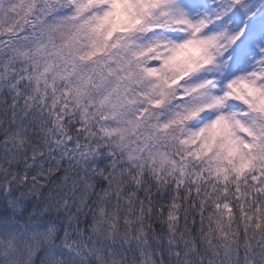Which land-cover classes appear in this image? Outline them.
I'll list each match as a JSON object with an SVG mask.
<instances>
[{
    "label": "snow or ice",
    "instance_id": "1",
    "mask_svg": "<svg viewBox=\"0 0 264 264\" xmlns=\"http://www.w3.org/2000/svg\"><path fill=\"white\" fill-rule=\"evenodd\" d=\"M78 3L77 13L93 5L102 11L65 35L72 8L38 0L33 24L42 30L29 36L38 35L39 51L65 65L58 75H77L81 90L102 93L101 103L133 115L129 125L144 130L141 150H148L157 183L123 222L132 230L138 221L136 231L154 241L181 221L198 225L213 216L238 221L241 235L253 226L264 232V0ZM56 33L63 37L59 44ZM12 43L0 36V53ZM83 65L90 67L81 72ZM51 70V64L44 68ZM6 76L0 64V82ZM6 86L11 91L0 93V108L13 102V92L26 90L19 74ZM171 251H164L165 261Z\"/></svg>",
    "mask_w": 264,
    "mask_h": 264
},
{
    "label": "clouds",
    "instance_id": "2",
    "mask_svg": "<svg viewBox=\"0 0 264 264\" xmlns=\"http://www.w3.org/2000/svg\"><path fill=\"white\" fill-rule=\"evenodd\" d=\"M61 3L72 8L65 35L102 11L93 5L77 13L78 0ZM38 16V0H0V36L13 41L0 53L7 66L0 93L11 91L6 85L17 74L26 89L0 108V264H264V232L253 226L238 234V221H181L159 241L136 231L138 221L130 230L123 222L134 215L129 209L157 183L141 150L144 130L129 125L133 115L101 103L102 93L81 90L77 75L57 74L65 65L39 51L38 35L29 36L42 30L33 24ZM228 43L219 41L225 50ZM113 129L121 131L108 134Z\"/></svg>",
    "mask_w": 264,
    "mask_h": 264
}]
</instances>
